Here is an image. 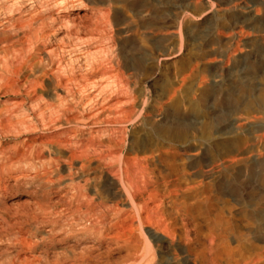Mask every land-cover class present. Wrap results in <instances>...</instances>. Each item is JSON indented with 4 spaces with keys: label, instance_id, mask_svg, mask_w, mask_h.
Instances as JSON below:
<instances>
[{
    "label": "rangeland",
    "instance_id": "rangeland-1",
    "mask_svg": "<svg viewBox=\"0 0 264 264\" xmlns=\"http://www.w3.org/2000/svg\"><path fill=\"white\" fill-rule=\"evenodd\" d=\"M32 1L0 0V23L5 24L10 13L14 14V25H18L19 20L25 22L28 15L35 12L44 18L32 25L41 31L38 41L31 39L9 50L7 68L13 69L22 60L34 55V61H40L36 68H46L52 61L55 66L73 70L76 77H83L88 83L90 80L105 82L98 80L102 73H116L118 78H123L126 86L123 91L129 92L131 101L136 104V113L143 111L157 123L188 134L191 138L190 149H178L179 155L187 163L194 160L199 162L206 156L203 134L218 135L234 118H244V107H248L257 117L251 128L258 134L263 133L264 0H61V4L59 0ZM70 18L82 26L79 39L69 32L72 28ZM12 30V41L19 40L20 30ZM17 33L18 37L14 36ZM3 55L0 52V78L8 75L2 63ZM83 71L86 74H82ZM25 88L19 86L8 92L0 89V118H5L3 129L0 128V168L4 167L2 172L10 185L13 184V180L7 177L10 173L19 174L25 170L22 174L30 177L38 173L31 179L32 188L39 192L36 196L18 186L20 188H15L4 200V205L12 210L35 212L39 205L43 209L50 208L46 198H40L41 192L45 194L47 179L54 178V175L47 178L41 176L44 170H48L49 162L57 161L62 181L68 178L65 158L70 146H76L78 139V105L70 100L62 102L72 111L66 115L76 118L74 122L61 125L57 121L52 123L60 115L54 114V111L63 108L55 100L52 86L46 81L42 89L37 88L36 94L30 96H27L28 88ZM115 91L110 88L101 98L107 99ZM56 92L62 95L60 89ZM106 95L109 96L106 98ZM170 102L179 103V109L170 107ZM189 105L197 107L191 109ZM251 128L244 127L243 130L249 131ZM140 129L129 125L127 139L139 135ZM9 156L13 157L11 161L6 160ZM250 161L257 165L264 163V141L257 143ZM77 164L74 162V165ZM159 168L162 174L170 176V180L175 179V176L167 173L165 164H159ZM204 170L207 171V168ZM242 172L247 174L244 168ZM74 184L78 185V179L74 178ZM252 186L255 188L253 193ZM240 187L243 197L237 194ZM168 190L169 197L181 194L175 186ZM213 190L212 199L204 203L199 202L202 198L199 190L184 193L186 205L193 206L198 202V212H206L205 217L201 216L208 227L206 243L217 244L221 233L214 230L212 223L216 217L223 216L219 212H225L221 211V207L227 201L235 206L231 212H235L236 216L244 209L242 203H246V212L254 223L250 237L264 244V188L259 186L257 179L248 184L223 177ZM53 191H47L51 201L55 198ZM65 194L63 200L66 203L70 195ZM63 203L50 210H62L65 206ZM167 206L172 207L170 204ZM65 209L66 206L64 212ZM236 223L246 231L239 222L238 225ZM27 230L30 234L35 233L33 228ZM146 231L153 233L151 229ZM228 242L235 250L236 242L232 235ZM241 246L248 247L244 243ZM211 253L208 254L209 259Z\"/></svg>",
    "mask_w": 264,
    "mask_h": 264
},
{
    "label": "bare ground",
    "instance_id": "bare-ground-1",
    "mask_svg": "<svg viewBox=\"0 0 264 264\" xmlns=\"http://www.w3.org/2000/svg\"><path fill=\"white\" fill-rule=\"evenodd\" d=\"M59 2L61 4V0ZM13 15L8 14L5 24L0 23V52L4 54L2 63L8 73L0 78V89L8 92L22 86L28 88L27 96H30L36 94L37 88L42 89L47 81L55 92V100L63 107L54 111V114L60 115L52 123L57 121L61 125L74 122L76 118L66 115L72 111L62 102L70 100L78 105V139L76 146H70L65 158L67 180L62 181L57 161H50L46 168L48 170L43 169L41 173L42 178L54 175L53 179H47L45 194H40L41 199L48 201V212L42 205L35 212H19L6 207L5 196L20 188L18 186L35 196L39 193L31 186V179L38 173L33 177L22 174L25 170L19 174L10 173L6 175L13 180L10 185L2 172L4 167L0 168V264H264V244L250 237L254 223L246 212L245 202L242 203L244 209L237 216L231 212L235 207L232 202L222 203L221 211L225 212H219L223 216L216 217L212 223L221 236L216 245H208V227L201 218L206 216V212H198V202L193 206L186 205L184 197V193L190 190H199L202 196L199 202L212 199L213 189L218 187L223 177L248 184H252L256 178L259 186L264 188V163L257 165L250 161L257 143L264 141V131L258 134L251 128L257 117L248 107H244V118H234L218 135L203 134L206 156L199 162L194 160L187 163L179 155L178 149H190L191 138L188 134L157 123L143 111L136 113V104L131 101L129 92L123 91L125 83L123 78L116 76L117 70L114 71L115 75L105 72L100 79L97 78L105 82L90 80L88 83L85 78L76 77L73 70L55 66L52 61L46 68H36L40 61L35 62L34 55L25 58L13 69L7 68L9 50L31 39L38 41L41 31L32 25L44 20L43 15L35 12L28 15L25 22L19 20L18 25H14ZM71 26L72 31L69 32L79 39L82 26L75 19H71ZM10 28L20 30L19 40L12 41L11 31L14 30ZM14 36L18 37V33ZM110 88L116 90L115 93L106 95V98L109 96L107 99L101 98ZM57 89L62 91V95L56 92ZM168 105L174 110L180 107L176 102ZM195 107L189 105L188 108ZM4 120L0 118L2 129ZM129 125L141 128L139 135L131 140L127 139ZM244 127L251 130L244 131ZM12 158L9 156L6 160L11 161ZM74 162L78 164L74 165ZM161 163L166 165L167 173L175 176L174 180L162 174L159 168ZM242 168L247 174L242 172ZM74 178L78 179V185L74 184ZM174 186L181 194L169 197L168 189ZM51 189L55 190L52 201L47 192ZM254 189L252 186V193ZM241 190L242 187L237 194L243 197ZM65 193L70 195L66 203L63 200ZM61 202L65 203L66 212L65 206L63 211L50 210ZM237 221L246 231L235 225ZM192 227H196L195 230ZM28 228H33L35 233H28ZM146 229H151L153 233H148ZM230 235L236 242L235 250L228 242ZM243 243L248 247H242ZM210 251L212 257L209 259Z\"/></svg>",
    "mask_w": 264,
    "mask_h": 264
}]
</instances>
